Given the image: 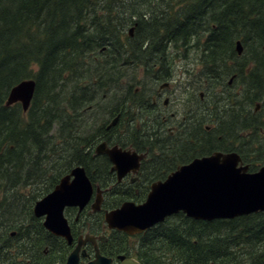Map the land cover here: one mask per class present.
<instances>
[{"label": "trees", "instance_id": "obj_1", "mask_svg": "<svg viewBox=\"0 0 264 264\" xmlns=\"http://www.w3.org/2000/svg\"><path fill=\"white\" fill-rule=\"evenodd\" d=\"M203 2L175 11L179 0L162 2L172 11L153 14L151 19L176 23L143 27L144 18L130 20L117 0H0V182L12 175L16 179L26 169L27 178L45 177L42 194L53 188L67 171L60 166L62 161L70 164L78 159L81 145L96 135L92 132L103 131V124L93 129L94 121L85 122L78 115L88 102L85 95L95 88L97 105L99 91L116 98L129 68L122 63L142 52L136 41L159 44L167 38L186 45L191 33L195 45L204 47L202 55L201 46L192 51L198 52L202 63L200 71L190 67L198 88L227 84L238 74L247 100L262 101L264 0ZM202 5L214 8L202 10ZM135 22L138 31L131 38L126 26ZM237 40L244 47L241 55L236 51ZM185 60L184 69L189 70ZM86 61L93 64L85 66ZM30 78L35 79L36 89L29 109L24 112L20 102L6 105L11 88ZM253 93L258 95L253 98ZM93 110L98 118L100 105ZM56 123L60 144L50 134ZM258 125L263 122L259 120ZM259 155H264V141ZM7 186L0 183L4 190L0 194V264H29V245L37 244L31 240L38 227L27 218L25 197L17 201L7 197ZM17 206L24 211L18 212ZM18 225H22L19 234L11 236ZM140 236L136 255L143 264H264V211L210 221L177 214ZM40 249L38 264L63 262L68 252L63 241L55 247L46 232ZM167 251L173 252L170 258Z\"/></svg>", "mask_w": 264, "mask_h": 264}, {"label": "flooded vegetation", "instance_id": "obj_2", "mask_svg": "<svg viewBox=\"0 0 264 264\" xmlns=\"http://www.w3.org/2000/svg\"><path fill=\"white\" fill-rule=\"evenodd\" d=\"M167 1L171 0H117V4L130 20L144 18L142 26H161L176 22L153 20V14L184 8L193 9L198 2L203 1L215 3V0H179V4L171 10L162 3ZM202 6V10L214 8L210 7L213 5ZM134 8L137 11H134ZM130 9L133 10L132 13H128ZM132 26L135 29L131 38L138 31V22ZM142 43L137 41L142 52L138 51L137 56H132L131 60L122 64L129 67L126 71L128 77L138 71L148 73L150 77L141 85L132 87L131 97L130 91H127V96L117 103L116 98L112 101L108 91H103V97L110 103L109 118L102 119V133L96 134L91 140L95 146L91 145V141L84 145V155L89 162L85 165L78 164L85 168L93 186V194L84 208H65V217L73 235L72 243H68L71 250L83 241L87 234L94 235L95 243L87 241L81 246L79 264H89L93 261L97 249L102 254L114 258L111 252L113 244L109 241L113 230L105 227L104 223H98L99 212L92 210V204L97 198L102 201L100 207L103 206V211L109 209L104 207L106 204H116L118 201L120 202L112 205V208L126 200L141 203L155 183L165 181L170 174L179 171L195 158L210 156L216 152L236 154L241 158L238 166H247L249 173L257 172L264 165V155H258L259 142L264 141V126L257 129L259 119L264 118L263 105L248 101V96L245 94L244 98L242 89L235 88L228 92L230 96L235 95L232 100L236 105L235 114L230 116L233 110L208 100L207 88L200 89L194 84L197 80L193 78L191 70L184 72L174 67V61L185 55L183 51L192 52V44H182L180 47L175 41L167 38L159 44L151 41ZM151 55L153 57H150ZM93 89L94 91L85 95L88 102L78 112L79 116L84 115L89 121L97 120L95 115L89 114L96 105L93 97L97 90ZM126 89L129 90L130 85L125 84L122 87L125 92ZM236 130L237 136L233 137ZM97 136L100 143L102 141L109 149L124 154L122 167L118 168L107 153H96V146L99 144L96 143ZM17 211L24 210L18 207ZM32 214L38 219V224H41L42 237L31 240L38 243L32 242L29 245L31 255L36 250L40 251L39 244L45 242L44 217L35 216L34 209ZM21 228L22 225H18L10 235L15 237L16 232L19 234L17 230ZM29 264L35 263L29 261Z\"/></svg>", "mask_w": 264, "mask_h": 264}, {"label": "water", "instance_id": "obj_3", "mask_svg": "<svg viewBox=\"0 0 264 264\" xmlns=\"http://www.w3.org/2000/svg\"><path fill=\"white\" fill-rule=\"evenodd\" d=\"M132 27L130 34H133ZM239 54L243 52L240 41L236 43ZM36 81L24 79L13 86L6 105L20 102L27 111L34 97ZM115 121L112 123L114 124ZM108 153L117 166L123 165L124 154L107 149L105 143L97 147V153ZM115 159V160H114ZM236 154H215L196 159L165 182H157L139 205L125 202L105 215L110 228L129 234L141 233L158 222L180 211L195 219H227L264 210V167L258 172L247 173L246 167L237 168ZM118 167V168H119ZM181 175V177H179ZM73 176V178H72ZM93 192L90 180L82 167L72 169L55 188L35 205L37 215L47 214L44 225L53 233L62 235L71 242L72 237L63 211L66 205H80L90 199ZM100 208V200L93 205ZM95 243L94 236L87 235L71 252L66 264L79 263V248L87 241ZM120 264H141L136 259L121 256ZM111 260L97 253V259L90 264H110Z\"/></svg>", "mask_w": 264, "mask_h": 264}, {"label": "rangeland", "instance_id": "obj_4", "mask_svg": "<svg viewBox=\"0 0 264 264\" xmlns=\"http://www.w3.org/2000/svg\"><path fill=\"white\" fill-rule=\"evenodd\" d=\"M132 27V24L126 26V32H128V35L130 36V29ZM131 37V36H130ZM189 39L187 40V44L190 43L192 44L191 47H192V51H193V48L194 46L199 49V47L201 46L202 48V51H201V55L204 51V47L202 45H195V42H197V40L193 37V35L190 33ZM195 41V42H194ZM137 43V41H136ZM180 45H182L180 43ZM181 47V46H180ZM105 48V47H104ZM197 51H194V52H190V51H183V54L185 55H182L181 58H184V60H180L181 58H177V60L174 61V67L179 70V69H183L184 65H185V62L187 60H185V58L187 57L188 58V68L190 70V67L193 68V70H196V71H200L202 69V63H200L198 61V59H200V56L197 55ZM94 58H96V56L94 55L93 56ZM93 63H89V61H86L85 63V66H89V65H92ZM128 75L125 73V82H131L133 88L136 87V86H139L141 85L142 83L145 82V80L147 78H149V74H145V72H136L134 75L128 77ZM127 78V79H126ZM249 80V78H248ZM214 86L211 87V89L213 88ZM210 89V84H209V87H208V90L206 91V95H207V98H209L208 100H210V97L208 95V91ZM104 94V93H103ZM103 94L101 93L100 94V91H99V99H100V114L97 118V120H95L92 124V128L93 129H96V127L99 125V124H103L102 122V119L103 120H107L109 118L108 116V107L110 106V103L108 102V99H104L105 97H103ZM106 94V93H105ZM102 95L103 98H100V96ZM116 97H119V100H121L123 97H126L127 96V93L120 89L117 94ZM111 96V95H110ZM112 101H113V98H112ZM89 114H92V115H95L94 114V110L92 109ZM96 116V115H95ZM82 118H85L84 115H82ZM89 120L87 118H85V122H88ZM60 126L58 123H56L50 134H53L55 136V140L57 141V143L60 144L61 142V138L59 137L58 133H57V130H59ZM92 133L94 134H99L100 132L98 133H95V131H93ZM91 134V133H90ZM94 135H91L89 136L88 138H92ZM73 164V162H71L70 164H67L66 162L62 161L61 163V167L64 168L65 170L68 169L69 166H71ZM48 166H51V164H48ZM20 175L17 176V178L15 179V175H12L11 178L9 180H3L1 181V186H4V185H8L7 188H8V192L5 193V195L7 196H10V197H15V198H19L20 196L22 197H25V198H30L32 200H35L37 198H39L41 196V191L42 189L45 188V182H46V179L45 177L43 179H41L40 181H37V182H33L31 181V177H28L27 178V170L25 169L23 172H19ZM4 190H0V194L2 195V192ZM45 191H46V188H45ZM114 241L116 243V245L119 247V248H122V249H126L128 250L129 248H132L133 252H136L135 250V246L133 244V242L131 241L129 243V238H121V237H116L114 238ZM173 252L172 251H167L166 252V256L168 258H170L172 256ZM57 264H60V262H58Z\"/></svg>", "mask_w": 264, "mask_h": 264}, {"label": "bare ground", "instance_id": "obj_5", "mask_svg": "<svg viewBox=\"0 0 264 264\" xmlns=\"http://www.w3.org/2000/svg\"><path fill=\"white\" fill-rule=\"evenodd\" d=\"M129 13V12H128ZM130 24V23H129ZM207 99H209V98H207Z\"/></svg>", "mask_w": 264, "mask_h": 264}]
</instances>
